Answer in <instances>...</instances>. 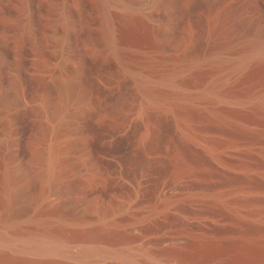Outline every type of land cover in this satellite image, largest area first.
<instances>
[{
	"label": "rangeland",
	"instance_id": "obj_1",
	"mask_svg": "<svg viewBox=\"0 0 264 264\" xmlns=\"http://www.w3.org/2000/svg\"><path fill=\"white\" fill-rule=\"evenodd\" d=\"M0 3V264H264V0Z\"/></svg>",
	"mask_w": 264,
	"mask_h": 264
},
{
	"label": "bare ground",
	"instance_id": "obj_2",
	"mask_svg": "<svg viewBox=\"0 0 264 264\" xmlns=\"http://www.w3.org/2000/svg\"><path fill=\"white\" fill-rule=\"evenodd\" d=\"M1 3H3V2L1 1ZM66 6H67V4H66ZM4 7H5V5H4ZM4 7L1 4L0 5V10H1V8L3 9ZM3 11H5V10H3ZM3 11L1 10V14H3L2 13ZM74 13L75 12H74V9L72 7H68L67 10H66V12H65V14L68 15L67 17L73 15ZM66 15H64V16H66ZM66 25H65L66 26V30L64 29V32L62 31L61 32L62 34L60 33L61 34L60 38L55 35L57 41L61 45L64 44V42H62V41H66L68 39L67 37H70V34H71L70 31H69L70 28H68V25L69 24H66ZM69 27H70V25H69ZM55 28H57V27L55 26L53 29H55ZM63 28H65V27H63ZM57 29L59 30V26H58ZM58 30H57V32H58ZM60 30H62V28ZM55 31H53V32H55ZM64 38H67V39L64 40ZM57 41H55V42L57 43ZM56 45H58V44H56ZM60 48H58L59 51H60ZM67 90H70V89L67 87ZM57 153L55 152V154H57ZM55 154H54V156H55ZM47 160H49V159H47ZM49 161L53 162L54 160L51 157ZM55 164H53L54 167H55ZM68 169H69V167L66 164V162L61 161L60 163H58V161H57V165H56L55 169H53V174H51L53 176V186L59 189L58 191H60V194L66 193V191H68V189L73 188L76 185V184L68 181V179H69L68 178V175H67ZM11 177L12 176H11V174H10L9 171H7V170L4 171L3 180H2L3 181V189H2V196H3V199L2 200H3V202L2 203H3V206H4L3 207L4 208L3 217H6V215L8 216V213L10 211L11 205L14 203L13 201H14V199L16 197L15 196V193L13 192V190L11 188V182L13 180ZM55 240L56 241H53V242H50V241H48V242H40V241L37 242L36 241V242H32V243L30 242V243H27V247H29V248H31L33 250H36V251H44V252L45 251H48V252L49 251L50 252H52V251L53 252L54 251L55 252L56 251H58V252L61 251V252H64V251H67L69 248L71 249L72 248L71 245L72 244L74 245V243H75V239L74 238H63L62 237V239L59 238L58 240L57 239H55ZM70 249H69V251H70ZM96 254L97 255H102V254H105L106 255V252H104V251H98V249L97 250H94V249H91V248L90 249L87 248V249H83L81 251V253H80V255L82 257H92L93 255H96ZM2 262H4V261H2Z\"/></svg>",
	"mask_w": 264,
	"mask_h": 264
}]
</instances>
